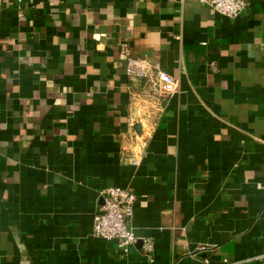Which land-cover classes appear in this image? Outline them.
<instances>
[{"label": "crops", "instance_id": "1", "mask_svg": "<svg viewBox=\"0 0 264 264\" xmlns=\"http://www.w3.org/2000/svg\"><path fill=\"white\" fill-rule=\"evenodd\" d=\"M111 187L137 196L127 252L93 232ZM261 254L264 0L235 19L198 0H0V264Z\"/></svg>", "mask_w": 264, "mask_h": 264}, {"label": "built area", "instance_id": "2", "mask_svg": "<svg viewBox=\"0 0 264 264\" xmlns=\"http://www.w3.org/2000/svg\"><path fill=\"white\" fill-rule=\"evenodd\" d=\"M21 7L23 0H10ZM206 5L213 15L235 19L242 15L248 5V0H198ZM19 16H23L20 14ZM131 75L146 79L160 96L167 98L177 92L178 83L167 72L156 69L145 60H131L128 65ZM103 205L94 216L93 232L95 237L115 242L118 249L127 252L136 243L132 227L137 196L130 189L111 187L101 192ZM264 264V254L254 258Z\"/></svg>", "mask_w": 264, "mask_h": 264}, {"label": "water", "instance_id": "3", "mask_svg": "<svg viewBox=\"0 0 264 264\" xmlns=\"http://www.w3.org/2000/svg\"><path fill=\"white\" fill-rule=\"evenodd\" d=\"M136 129L137 130H140L141 129V125L140 124H137Z\"/></svg>", "mask_w": 264, "mask_h": 264}]
</instances>
